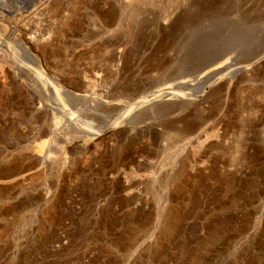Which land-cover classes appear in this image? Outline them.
<instances>
[{
    "label": "rangeland",
    "instance_id": "rangeland-1",
    "mask_svg": "<svg viewBox=\"0 0 264 264\" xmlns=\"http://www.w3.org/2000/svg\"><path fill=\"white\" fill-rule=\"evenodd\" d=\"M126 1L0 0V264H264V0Z\"/></svg>",
    "mask_w": 264,
    "mask_h": 264
},
{
    "label": "bare ground",
    "instance_id": "bare-ground-1",
    "mask_svg": "<svg viewBox=\"0 0 264 264\" xmlns=\"http://www.w3.org/2000/svg\"><path fill=\"white\" fill-rule=\"evenodd\" d=\"M48 3V2H47ZM46 3V4H47ZM128 6H129V3L126 1V0H123V3H122V5H121V8H122V10H128L129 8H128ZM42 8V7H41ZM128 8V9H127ZM42 10V9H41ZM44 10V9H43ZM34 11V10H33ZM33 13V12H32ZM26 14V13H25ZM25 14H21V16L20 17H22L23 15H25ZM29 14V13H28ZM27 14V15H28ZM35 14V13H34ZM39 14V13H38ZM32 15L33 14H29V16H26V17H22L21 19H19L18 20V22H16V24H14V26L16 25V29L17 28H20V29H24L28 24H30L29 23V21L31 20V17H32ZM19 18V17H18ZM17 20V19H16ZM12 25V24H11ZM6 27H7V25H6ZM10 27V26H9ZM12 27V26H11ZM28 27V26H27ZM8 29H10V28H8ZM14 29V28H13ZM27 29V28H26ZM25 30V29H24ZM21 31V30H20ZM18 32V31H17ZM24 33V31L22 32V34ZM26 33V32H25ZM11 34V33H10ZM9 36H11V35H9ZM4 39L3 38H0V45H4ZM6 44V43H5ZM37 45V44H36ZM29 50V49H28ZM27 52V51H26ZM27 53H29V52H27ZM28 58H29V61H30V66H24V67H21L20 69L19 68H15V69H12L11 68V70H12V72H13V76L14 77H12L13 79H12V81L13 80H16L17 78H22V79H24V80H26V83L29 85V89L31 88H33L34 90L35 89H37V86H36V88L34 87L35 85H41V89L39 90L40 92L39 93H41V94H44L45 95V98L47 99V104L48 103H51V98L49 97V95L51 96L53 93L52 92H54L52 89H56L58 86L56 85V84H54L53 82H50V83H47V81H45V73L39 68V59L34 55V54H31V53H29L28 54ZM262 60H264V56H262L261 58H259V60L258 61H256L255 63H252V64H249V65H245V66H243V67H241V69L239 70L240 72H242V74L243 73H245V72H248L249 70H251V68L255 65V64H257V63H259L260 61H262ZM28 61V62H29ZM2 62V68L0 67V70H1V73H3V69H4V61L2 60L1 61ZM1 64V63H0ZM224 65H225V63H224ZM218 69V68H217ZM28 70V71H27ZM9 71V70H8ZM215 71V70H214ZM221 71V70H220ZM219 71V72H220ZM251 72V71H250ZM8 75V74H7ZM246 75H248V74H246ZM2 76H6V75H2ZM8 78L10 77V76H7ZM6 77V78H7ZM53 78V77H52ZM232 84V83H231ZM7 85V84H6ZM230 85V84H229ZM12 86V85H11ZM25 88H27V86H24ZM229 87V86H228ZM28 89V90H29ZM32 89V90H33ZM38 90V89H37ZM227 90V89H226ZM23 91V90H22ZM27 91V90H26ZM31 91V90H30ZM33 92L34 91H32L31 93V95H33ZM227 92H228V90H227ZM28 93H30V92H28ZM38 94V93H37ZM28 95V94H27ZM30 95V94H29ZM58 95V94H57ZM62 95V94H61ZM226 95V94H225ZM37 96V95H36ZM166 96H168V95H166ZM22 98V97H21ZM54 98V97H53ZM34 99H36V98H34ZM39 99H41L40 97H39ZM38 99V100H39ZM55 99V98H54ZM27 100V99H26ZM53 100V99H52ZM30 101V100H29ZM50 101V102H49ZM32 102V101H31ZM38 103H39V101H37ZM37 104V103H36ZM40 104V103H39ZM44 104H46L45 102H44ZM46 104V105H47ZM46 105H43V106H46ZM40 110H44V109H40ZM56 125V124H55ZM58 131V130H57ZM74 141V140H73Z\"/></svg>",
    "mask_w": 264,
    "mask_h": 264
}]
</instances>
